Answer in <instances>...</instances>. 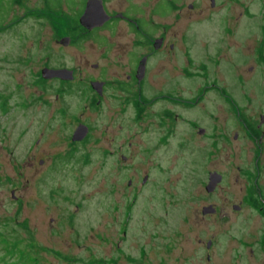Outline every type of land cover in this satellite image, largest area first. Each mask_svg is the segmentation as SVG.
Listing matches in <instances>:
<instances>
[{"label": "rangeland", "instance_id": "rangeland-1", "mask_svg": "<svg viewBox=\"0 0 264 264\" xmlns=\"http://www.w3.org/2000/svg\"><path fill=\"white\" fill-rule=\"evenodd\" d=\"M43 2L26 0L24 6H11L6 14H0V95L8 98L6 112L0 105V228L4 227L0 232L4 235L0 236V264H24L9 248L17 242L15 234L17 238L21 235V250L30 257L25 264H264V232L258 227L263 225L259 214L249 207L240 211L231 207L244 194L245 171L252 170V178L256 176L252 158L235 146L238 142L221 139L223 147L204 154V150L190 145L177 146L181 139L178 127L179 132L165 134L167 143L162 144L161 138L156 140L159 133L151 122L131 124V115L125 114L126 142L143 144L137 146L138 152L129 153L132 166L126 169L124 182L136 171L144 172L150 163L158 166L152 173L154 184L136 193L130 209L126 205L135 196L132 188H126L125 194L109 190L110 167L103 165L102 138L97 139L102 113L98 115L100 127H94L85 147L76 146L71 155L53 153L67 150L70 116L81 117V103L72 95L57 98L48 84L49 103L40 105L35 101L42 88L36 74L44 66L65 65L78 68L84 75L90 63L98 59L92 47L87 51L90 45L96 47L94 42L68 47L56 42L57 36L67 33L66 20L63 13L49 15L47 9L42 10ZM191 30L190 53L203 59L199 39L195 42L199 37L195 25ZM124 33L119 32L120 38L114 39L122 40ZM239 64L238 73H242L245 66L240 61ZM228 71L233 73L229 65ZM178 74L173 72L177 83L186 85V78ZM22 94L32 95L33 99L26 98L28 103L24 104ZM257 98L255 95V104ZM20 103L22 106H18ZM148 108L149 104L145 112L152 115ZM41 131V146L28 148ZM54 136L56 143L43 147V142H50ZM47 148L53 153L52 160L41 165L39 153L46 154ZM180 148L184 149L179 151ZM259 164L262 183L264 153ZM212 170L224 175V189L209 197L204 185ZM115 175L113 171L110 176ZM208 203L219 205L220 211L203 219L200 210ZM72 211L77 213L71 218ZM50 218L60 223L57 232H49ZM122 219L126 232L118 241ZM6 222L15 226V234L11 227L3 226ZM73 224L75 229L71 230ZM75 237L78 241L72 242L70 238ZM209 238L214 244L207 262L205 243ZM78 243L82 248L74 249ZM40 245L44 249H39ZM161 258L163 261H159Z\"/></svg>", "mask_w": 264, "mask_h": 264}, {"label": "flooded vegetation", "instance_id": "flooded-vegetation-1", "mask_svg": "<svg viewBox=\"0 0 264 264\" xmlns=\"http://www.w3.org/2000/svg\"><path fill=\"white\" fill-rule=\"evenodd\" d=\"M43 1L42 10L47 9L49 15L52 12L64 14L66 20L67 33L57 36L56 42L63 47L94 42L96 47L90 45L87 51L92 47L93 56L98 59L90 63L84 75L76 67L44 66L71 71L68 79L45 78L42 76L44 67L36 74L42 88L35 101L40 105L49 103L48 84L52 85L50 92L54 90L57 98L72 95L81 103L78 114L81 117L70 116L72 127L69 125L70 131L66 132L67 150L53 153L71 155L76 146L85 147L92 139L94 127H100L97 122L98 115L102 113V127L97 139L102 138L103 165L111 168L107 174L109 190L125 194L126 188H132L135 196L126 205L130 209L135 204L136 193L154 184L152 173L158 166L150 163L144 172L136 171L137 174L124 182L126 169L132 166L129 153L138 152L137 146L143 144L132 140L126 142L128 119L123 117L125 114L131 115V124L151 122L159 133L156 140L161 138L162 144L167 143V132L173 133L179 128L181 139L177 146L190 145L193 149L204 150V154L223 147L221 139L238 142L235 146H240L241 151L252 158L256 176L252 178V170L245 171L244 194L237 203H231V207L235 211L248 207L255 210L263 223L258 227L264 232V182L259 179L262 167L259 163L264 153V0ZM24 3L26 0H0V14L11 6H24ZM193 25L199 33L195 42L198 43L199 39L203 59L192 57L189 50L193 36L188 32L192 31ZM123 31L122 40L114 39L116 36L120 38L119 32ZM239 61L245 66L242 73H238ZM228 65L233 75L228 71ZM174 71L186 78V85L177 83ZM164 80L167 82L162 84ZM158 81L160 84L156 83ZM22 95L24 104L28 103L26 98L33 99L32 95ZM255 95L259 97L256 104ZM7 99L0 95L4 112ZM147 104L152 115L145 112ZM60 113L64 115L65 110L61 109ZM79 126L87 130L83 136L77 137L75 131ZM38 134L28 148L34 144L41 146L42 131ZM190 137L194 138L189 141ZM97 139L96 143L99 142ZM56 141L54 136L50 142H43V147ZM47 150L46 154L39 153L42 155L37 160L41 165L52 160L53 153ZM85 157L83 161L87 163ZM113 171L115 178L110 176ZM213 172L219 173L221 178L208 190V178ZM223 178L221 172L209 171L204 192L209 197L222 192ZM107 205H110L109 201ZM219 211V205L214 203L205 204L200 210L203 219ZM76 213L72 211L69 217ZM52 219L50 233L57 232L56 226L60 224ZM125 225V219H122L119 227L122 236L118 241L126 232ZM74 229L73 224L71 230ZM70 240L75 242L78 238ZM213 244L212 238L205 243L207 262L211 259ZM75 248H82L81 244L74 245ZM39 249L44 247L40 245Z\"/></svg>", "mask_w": 264, "mask_h": 264}, {"label": "water", "instance_id": "water-1", "mask_svg": "<svg viewBox=\"0 0 264 264\" xmlns=\"http://www.w3.org/2000/svg\"><path fill=\"white\" fill-rule=\"evenodd\" d=\"M42 76L45 78H52V77H62V78H71V71L67 69H56V68H47L44 67L42 69ZM87 129L84 126H80L76 131L75 135L77 137L83 136L86 132ZM221 178V175L219 173L213 172L210 174V177L208 178L210 182L207 185V189L211 190L215 183H217ZM209 209V208H206ZM204 209V211L206 210Z\"/></svg>", "mask_w": 264, "mask_h": 264}, {"label": "trees", "instance_id": "trees-1", "mask_svg": "<svg viewBox=\"0 0 264 264\" xmlns=\"http://www.w3.org/2000/svg\"><path fill=\"white\" fill-rule=\"evenodd\" d=\"M5 225H7V227H11V229L13 230V233L15 234V232H14V228H15V226H13V225H11V224H9V223H4V225L3 226H5ZM2 226V227H3ZM20 226H23V225H20ZM24 227V226H23ZM4 228V227H3ZM3 228H0V232L2 233L3 231H2V229ZM0 236L2 237V236H4L3 234H0ZM18 236V235H17ZM14 238L13 239H15L17 242H13L12 243V246H9V248L11 249V252L12 251H14V252H16L17 253V256H18V258L19 259H21V260H23L24 261V264L27 262V259H30V257L26 254V257H25V255H24V253L22 252V250H21V248H23L22 247V242L24 241L22 238H21V235L20 236H18V238L16 237V234H15V236H13ZM20 241V242H19ZM18 242H19V244H18ZM26 242H27V240H26ZM28 243V242H27ZM29 244V243H28ZM25 245L28 247V245L25 243ZM29 248H30V244H29ZM31 249V248H30ZM26 258V259H25ZM28 261H30V260H28Z\"/></svg>", "mask_w": 264, "mask_h": 264}]
</instances>
